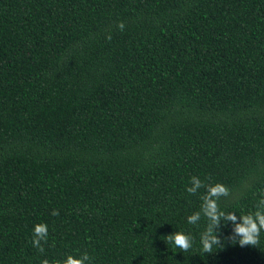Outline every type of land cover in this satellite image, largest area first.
<instances>
[{
  "label": "trees",
  "instance_id": "16d2710c",
  "mask_svg": "<svg viewBox=\"0 0 264 264\" xmlns=\"http://www.w3.org/2000/svg\"><path fill=\"white\" fill-rule=\"evenodd\" d=\"M193 176L264 198V0H0V264H264L232 222L203 251Z\"/></svg>",
  "mask_w": 264,
  "mask_h": 264
},
{
  "label": "clouds",
  "instance_id": "9594fccd",
  "mask_svg": "<svg viewBox=\"0 0 264 264\" xmlns=\"http://www.w3.org/2000/svg\"><path fill=\"white\" fill-rule=\"evenodd\" d=\"M118 28L123 31L125 25L120 22ZM111 39V36L108 37ZM190 187L186 188L187 193L190 195H196L201 188H205V193L200 197L202 203L200 210L187 217V223L196 225L201 220V217L207 219L208 227L201 234L202 248L205 253H212L213 245L221 246L220 237L216 234V230L221 226L223 221L225 224L232 222L233 237L232 242L236 243V237H239L240 246L253 245L256 246L259 243V236L262 230H264V198H261L256 206L255 211L250 212L247 215H241L242 222H237L238 218L235 213H225L220 210L219 201L222 197H228L230 195L229 189L220 183L205 184L199 177L193 176L190 179ZM264 197V194H262ZM51 215L58 216L59 210H53ZM48 238V226L47 224H36L33 228V235L30 243L39 253L45 251L43 244L47 243ZM43 242V243H42ZM167 244H173L174 247H178L181 251H187L192 246V238L183 233L176 232L166 237ZM90 256L87 253L80 255L78 258L72 255H68L62 261H57L55 264H89ZM42 264H49L47 259L42 261Z\"/></svg>",
  "mask_w": 264,
  "mask_h": 264
}]
</instances>
